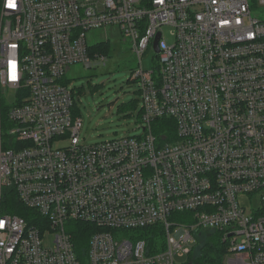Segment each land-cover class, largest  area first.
<instances>
[{"label": "built area", "instance_id": "1", "mask_svg": "<svg viewBox=\"0 0 264 264\" xmlns=\"http://www.w3.org/2000/svg\"><path fill=\"white\" fill-rule=\"evenodd\" d=\"M105 26L138 60L141 132L85 145L66 75L108 58L86 41ZM0 92V264H195L213 234L220 264H264V0H2Z\"/></svg>", "mask_w": 264, "mask_h": 264}, {"label": "rangeland", "instance_id": "2", "mask_svg": "<svg viewBox=\"0 0 264 264\" xmlns=\"http://www.w3.org/2000/svg\"><path fill=\"white\" fill-rule=\"evenodd\" d=\"M164 39L170 42L167 34ZM86 41L92 45L107 42L109 57L104 63L94 65L91 69H86L80 64L68 69L66 78L70 80L72 88L79 89L75 100L82 120L80 142L91 145L139 135L141 130L136 116L141 103L136 84L129 80L132 71L139 68V63L130 49V43L128 41L123 43L116 26L95 29L86 35ZM156 63L155 53L150 48L142 55L140 67L151 71L154 70ZM2 95L3 92H0L6 103L14 102L11 95ZM129 104L133 107L127 108ZM43 238L50 244V233H45ZM194 256L195 253L193 258ZM186 261V257L178 259V262Z\"/></svg>", "mask_w": 264, "mask_h": 264}, {"label": "trees", "instance_id": "3", "mask_svg": "<svg viewBox=\"0 0 264 264\" xmlns=\"http://www.w3.org/2000/svg\"><path fill=\"white\" fill-rule=\"evenodd\" d=\"M2 0H0L1 5ZM96 51L103 53L109 57V47L107 44L98 45L95 49ZM79 90V89H78ZM78 93V92H77ZM137 102V101H136ZM136 105V103H135ZM127 108L133 107L132 105L126 106ZM8 107L1 104L0 109V127L3 131L6 127V117H7V109ZM3 204H9L13 206L11 209H4L7 210L10 214H16L21 217H28L29 212L19 205L16 206V200L14 195L10 194L9 192L4 193L3 196ZM18 205V204H17ZM13 209V210H12ZM90 225L85 223H73L69 228V233L71 234L73 240V247L75 254L78 259H83L86 256L87 248H88V241H89V229ZM151 232L147 229L139 230L138 233L140 236L147 237L149 234H152L153 238L160 236L161 232L160 227H153ZM195 264H220L221 261V248H220V241L218 239L217 234L210 235L207 240L202 241L197 244L195 248Z\"/></svg>", "mask_w": 264, "mask_h": 264}, {"label": "water", "instance_id": "4", "mask_svg": "<svg viewBox=\"0 0 264 264\" xmlns=\"http://www.w3.org/2000/svg\"><path fill=\"white\" fill-rule=\"evenodd\" d=\"M158 36H157V38H156V41L158 40ZM156 41H155V43H154V50L156 51V52H158V49H157V46H156Z\"/></svg>", "mask_w": 264, "mask_h": 264}, {"label": "flooded vegetation", "instance_id": "5", "mask_svg": "<svg viewBox=\"0 0 264 264\" xmlns=\"http://www.w3.org/2000/svg\"><path fill=\"white\" fill-rule=\"evenodd\" d=\"M70 84H71V82H70ZM74 88V87H73Z\"/></svg>", "mask_w": 264, "mask_h": 264}]
</instances>
